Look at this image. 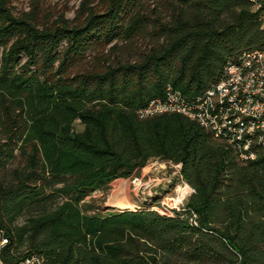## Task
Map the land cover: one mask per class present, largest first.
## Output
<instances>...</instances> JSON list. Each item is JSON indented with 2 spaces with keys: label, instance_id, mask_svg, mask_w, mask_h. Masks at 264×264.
<instances>
[{
  "label": "trees",
  "instance_id": "1",
  "mask_svg": "<svg viewBox=\"0 0 264 264\" xmlns=\"http://www.w3.org/2000/svg\"><path fill=\"white\" fill-rule=\"evenodd\" d=\"M11 1L0 0L2 261L264 264V154L240 165L182 115L136 114L168 88L200 97L227 60L264 51V2L84 0L69 21L44 20L39 4L14 16ZM153 160L193 190L181 211L83 207Z\"/></svg>",
  "mask_w": 264,
  "mask_h": 264
},
{
  "label": "built area",
  "instance_id": "2",
  "mask_svg": "<svg viewBox=\"0 0 264 264\" xmlns=\"http://www.w3.org/2000/svg\"><path fill=\"white\" fill-rule=\"evenodd\" d=\"M259 7L264 0H254ZM179 114L228 144L240 165L264 154V51L243 52L226 61L218 80L202 96L188 98L170 88L136 111L139 119ZM179 167V166H178ZM7 240L0 238L2 249ZM19 264H54L32 254Z\"/></svg>",
  "mask_w": 264,
  "mask_h": 264
},
{
  "label": "rangeland",
  "instance_id": "3",
  "mask_svg": "<svg viewBox=\"0 0 264 264\" xmlns=\"http://www.w3.org/2000/svg\"><path fill=\"white\" fill-rule=\"evenodd\" d=\"M81 2L84 0H12L10 8L14 16H20L31 11L35 4L37 6L39 4L38 10L44 20L63 16L72 21ZM94 5L95 3L91 6ZM75 130L79 132L82 127L76 123ZM179 171V167L171 163L149 161L133 177L118 179L112 182L106 191L92 193L86 198L83 207H91V211H88L90 214L101 213L111 209L109 206L117 207L112 205L113 201L127 198L133 204L128 208L132 206L133 210L146 208L159 215L171 216L173 211H181L184 208L188 197L193 193V190L188 189L187 184L182 180ZM114 184H116L115 188Z\"/></svg>",
  "mask_w": 264,
  "mask_h": 264
},
{
  "label": "bare ground",
  "instance_id": "4",
  "mask_svg": "<svg viewBox=\"0 0 264 264\" xmlns=\"http://www.w3.org/2000/svg\"><path fill=\"white\" fill-rule=\"evenodd\" d=\"M188 189H190V188L188 187ZM112 205L117 206V207H127V206H131L133 204L129 199L123 198V199H118V200L113 201ZM132 208H133V206H132ZM161 214H163V213H161Z\"/></svg>",
  "mask_w": 264,
  "mask_h": 264
}]
</instances>
